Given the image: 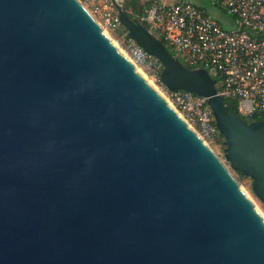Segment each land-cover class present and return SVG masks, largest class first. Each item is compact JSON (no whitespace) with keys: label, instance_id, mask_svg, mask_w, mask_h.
I'll return each mask as SVG.
<instances>
[{"label":"water","instance_id":"95a60500","mask_svg":"<svg viewBox=\"0 0 264 264\" xmlns=\"http://www.w3.org/2000/svg\"><path fill=\"white\" fill-rule=\"evenodd\" d=\"M113 4L165 86L206 97L225 161L78 0H0V264H264L232 172L264 205V120Z\"/></svg>","mask_w":264,"mask_h":264},{"label":"built area","instance_id":"2783aa9c","mask_svg":"<svg viewBox=\"0 0 264 264\" xmlns=\"http://www.w3.org/2000/svg\"><path fill=\"white\" fill-rule=\"evenodd\" d=\"M78 1L109 36L116 32L120 22L113 3L122 7L126 0ZM209 2L231 16V28H224L192 0H153L143 19L186 64L205 69L215 80L216 92L233 100L240 115L264 116V0ZM118 37L123 39L118 47L203 141L217 145L222 135L206 97L169 90L160 77V61L126 32Z\"/></svg>","mask_w":264,"mask_h":264},{"label":"trees","instance_id":"16d2710c","mask_svg":"<svg viewBox=\"0 0 264 264\" xmlns=\"http://www.w3.org/2000/svg\"><path fill=\"white\" fill-rule=\"evenodd\" d=\"M153 0H147L144 3H141L140 0H126L123 4L122 7H124V9L126 10V12L128 13V15L131 18H136L139 22H141L142 24H144L146 27H149V24L147 22L144 21L143 19V15L145 13V11L147 10V8L149 7V5L152 3ZM124 28L123 26L120 24L118 29L116 30V35L120 36V35H124ZM157 37L162 41V43L167 47V49L170 51V53L177 58L180 62H182L184 65H186L187 67H193L191 65L186 64L185 61H183L178 55H176V53L173 51V49L171 48V46L161 38V36L158 35V33H156ZM225 100V104L227 106V109L230 112H233L235 114H238L239 116H241L243 118V120L245 121H250V120H260L263 119L264 120V116H255L253 118H247L245 116H242L238 113L236 106H235V102L233 100H229V99H224ZM218 146H220L223 149V138L222 136H220L219 140H218ZM223 152V151H222ZM227 163V162H226ZM232 172L234 174H236V176L238 177H245V178H249L248 176H246L245 174L238 172V171H234L232 170ZM250 179V178H249ZM249 190L251 192V194L254 196L251 187L249 185ZM255 197V196H254ZM256 198V197H255ZM257 199V198H256ZM258 200V199H257ZM259 201V200H258ZM264 207V205H262Z\"/></svg>","mask_w":264,"mask_h":264},{"label":"rangeland","instance_id":"374dc122","mask_svg":"<svg viewBox=\"0 0 264 264\" xmlns=\"http://www.w3.org/2000/svg\"><path fill=\"white\" fill-rule=\"evenodd\" d=\"M147 0H140L141 3L146 2ZM195 3L200 5L201 7H204L207 11V13L214 18L219 24H221L224 28H231L232 25V18L229 16L227 13L223 12L220 10L217 6H212L209 0H193ZM110 36L112 37V40L118 44V46H122L123 39L119 38L116 33L110 32ZM211 148L218 154V156L224 160L223 158V152L222 148L217 145H211ZM225 161V160H224ZM234 174V173H233ZM234 176L237 178L241 188L250 196L254 202L258 210L262 213L264 217V207L262 204L251 194L249 190V185H250V179L249 178H243V177H238L236 174Z\"/></svg>","mask_w":264,"mask_h":264},{"label":"crops","instance_id":"0c3cea01","mask_svg":"<svg viewBox=\"0 0 264 264\" xmlns=\"http://www.w3.org/2000/svg\"><path fill=\"white\" fill-rule=\"evenodd\" d=\"M193 1V0H192Z\"/></svg>","mask_w":264,"mask_h":264}]
</instances>
